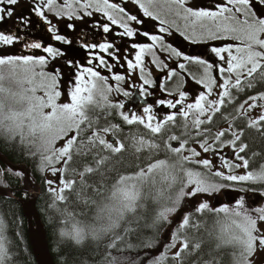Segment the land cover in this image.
<instances>
[{
	"label": "snow or ice",
	"instance_id": "obj_1",
	"mask_svg": "<svg viewBox=\"0 0 264 264\" xmlns=\"http://www.w3.org/2000/svg\"><path fill=\"white\" fill-rule=\"evenodd\" d=\"M0 153L56 264H264V0H0ZM22 225L0 264L46 253Z\"/></svg>",
	"mask_w": 264,
	"mask_h": 264
},
{
	"label": "trees",
	"instance_id": "obj_2",
	"mask_svg": "<svg viewBox=\"0 0 264 264\" xmlns=\"http://www.w3.org/2000/svg\"><path fill=\"white\" fill-rule=\"evenodd\" d=\"M1 155L6 158L10 163L12 164H22L24 167L27 168L28 172L30 173V179L34 184H38L40 188V194L37 196L36 199V209L40 215H42L43 220L44 214L42 213V207L43 204L46 203V195L44 193V188L42 184V179L39 173H35L33 170V164L31 161L24 160L23 158L16 156V155H10L8 153H0ZM0 168H3L5 170V176L0 180V187L5 188L4 184L7 183L9 187L5 188L7 190H10L11 193H14V198H6V197H1L0 196V207H3L5 213L7 214V211L9 209V206H12V210L14 213V216H18L22 219L23 225H22V232L26 230V219L24 218L21 210V205L17 200L21 199H26L24 196L25 190L23 188L22 180L20 178H16L10 174L7 173V167L3 164L0 163ZM29 196V194H28ZM46 221V220H45ZM10 226L12 230H15L16 225L11 223V219L9 220ZM49 228L46 229V234H47V240L49 242V247H50V253L52 256L53 263L56 264V256L52 251L53 244H52V239L50 235H52V230L49 231ZM27 260V257H25ZM31 264H36L34 259H32Z\"/></svg>",
	"mask_w": 264,
	"mask_h": 264
},
{
	"label": "water",
	"instance_id": "obj_3",
	"mask_svg": "<svg viewBox=\"0 0 264 264\" xmlns=\"http://www.w3.org/2000/svg\"><path fill=\"white\" fill-rule=\"evenodd\" d=\"M0 163L4 164L5 166L9 167L11 166L12 168L16 169V168H23L26 172V179H27V186L25 184V181L23 180V187H24V190L26 191H31L32 189V182L30 180V174L27 170V168H25L24 166L22 165H18V164H12L10 163L8 160H6V158H4V156H2L0 154ZM8 193H11L10 190H6V189H2L0 188V194L3 195V196H7L8 197ZM30 193V198L28 200H23L21 201V208H22V213L24 215V217L26 218L27 220V229L30 233V230L32 228V224H34L36 226V230L39 228V236L40 238L42 239V242H43V245L46 246L47 248V243H46V235H45V231L43 230L41 224H40V221L38 220V218L36 217L35 215V202H36V196L37 194L36 193ZM32 236V234H30ZM32 246V242H30V247ZM34 254V258L36 256V253H33ZM36 263L37 264H40V261H45V262H48L50 261L51 264H54L53 261H52V258L50 257L49 253H48V248H47V251L46 253H44L43 251L40 253V260H36Z\"/></svg>",
	"mask_w": 264,
	"mask_h": 264
},
{
	"label": "bare ground",
	"instance_id": "obj_4",
	"mask_svg": "<svg viewBox=\"0 0 264 264\" xmlns=\"http://www.w3.org/2000/svg\"><path fill=\"white\" fill-rule=\"evenodd\" d=\"M3 156V155H2ZM2 164V163H1ZM4 165V164H3ZM18 165H22V164H18ZM23 166V165H22ZM7 167V166H6ZM8 168V167H7ZM26 168V167H25ZM30 174V173H29ZM31 180V179H30ZM32 182V181H31ZM22 184H23V180H22ZM34 185H38V184H34L33 182H32V189H31V191H29V192H33V193H36L37 194V196L40 194V188H39V186H38V188H39V192H38V189L36 188V189H34L33 188V186ZM0 188H2V187H0ZM24 188V187H23ZM2 189H5V188H2ZM7 190V189H6ZM26 191V190H25ZM28 192V194H29V196L26 198V199H21V200H17L19 203H20V205H21V201H23V200H28L29 198H30V193ZM0 196L1 197H6V198H8L7 196H3V195H1L0 194ZM37 196H36V199H37ZM13 199H15V198H13ZM35 205H36V202H35ZM45 205H46V203H44L43 204V207H42V213L44 214V211H43V209L45 208ZM35 208H36V206H35ZM21 210H22V208H21ZM36 212H35V215H36V217L38 218V220L40 221V224H41V226H42V228H43V230L45 231V235H46V239H47V234H46V229L47 228H49L48 230L49 231H51L52 230V227L48 224V222H47V218H46V216H45V214H44V218H45V220H43V218H42V215H40L39 213H38V211H37V209L35 210ZM23 214V213H22ZM24 216V215H23ZM25 218V217H24ZM26 219V218H25ZM34 233H37V230H36V226L34 225V224H32V228H31V230H30V233H29V231H28V229H27V220H26V230L25 231H23V234H24V238H25V240L28 242V245H29V248H31L30 247V242H32L33 241V234ZM30 234H32V236L30 235ZM52 235H50V237H51ZM46 243H47V248H48V253H49V255H50V257L52 258V256H51V253H50V247H49V242H48V240H46ZM33 259H34V261H35V258H34V254H33ZM53 261V260H52ZM35 263H36V261H35ZM37 264V263H36Z\"/></svg>",
	"mask_w": 264,
	"mask_h": 264
},
{
	"label": "flooded vegetation",
	"instance_id": "obj_5",
	"mask_svg": "<svg viewBox=\"0 0 264 264\" xmlns=\"http://www.w3.org/2000/svg\"><path fill=\"white\" fill-rule=\"evenodd\" d=\"M204 3H207V0H203ZM177 42H181L182 43V38H177ZM231 195V194H229ZM229 195H218L217 199L220 201H226L229 198Z\"/></svg>",
	"mask_w": 264,
	"mask_h": 264
},
{
	"label": "rangeland",
	"instance_id": "obj_6",
	"mask_svg": "<svg viewBox=\"0 0 264 264\" xmlns=\"http://www.w3.org/2000/svg\"><path fill=\"white\" fill-rule=\"evenodd\" d=\"M33 188H34V189H36V188H37V189H38V192H39L38 185H37V186H36V185H34V186H33Z\"/></svg>",
	"mask_w": 264,
	"mask_h": 264
}]
</instances>
